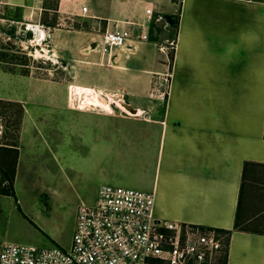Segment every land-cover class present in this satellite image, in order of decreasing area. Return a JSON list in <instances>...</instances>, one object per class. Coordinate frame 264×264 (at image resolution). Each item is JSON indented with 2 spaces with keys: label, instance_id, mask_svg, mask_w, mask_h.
Returning <instances> with one entry per match:
<instances>
[{
  "label": "crops",
  "instance_id": "1",
  "mask_svg": "<svg viewBox=\"0 0 264 264\" xmlns=\"http://www.w3.org/2000/svg\"><path fill=\"white\" fill-rule=\"evenodd\" d=\"M153 3L0 0L1 16L3 9L21 14L16 20H0L44 26L50 35V56L80 62L116 23L121 28L134 23L129 26L134 35L142 31L149 36L146 11L153 12ZM83 6L89 10L86 16L80 12ZM167 8L158 19L172 15L171 0ZM173 22L175 27L162 19L157 22L165 36L161 44L149 37L132 38V48L107 70L114 73L112 94L121 95L139 114L97 115L93 127L81 128L94 130L83 158L93 160L98 184L93 195L103 185L153 192L157 219L230 232L226 264H264V230L250 228L258 222L251 203L252 176L264 170V0H180ZM172 42L174 50L169 49ZM160 47L170 50V60ZM66 63L65 67L71 64ZM158 75V85L165 75L170 77L167 100L160 103L148 97L152 77ZM37 86L57 83L0 70V100L23 109L18 143L0 146V151L15 155L17 178L26 161L65 160L61 147L48 154L40 146L24 145L22 126L39 118L33 107L37 97L26 89ZM103 94L86 88L79 110L89 111L94 104L108 112ZM46 104L45 114L55 118L49 99ZM84 130L81 136L87 138ZM42 151L48 155L42 157Z\"/></svg>",
  "mask_w": 264,
  "mask_h": 264
},
{
  "label": "rangeland",
  "instance_id": "2",
  "mask_svg": "<svg viewBox=\"0 0 264 264\" xmlns=\"http://www.w3.org/2000/svg\"><path fill=\"white\" fill-rule=\"evenodd\" d=\"M153 1L154 10L148 25V37L161 44L165 36L160 24L162 21L157 23L161 20H158V15L168 13L170 0ZM179 1L171 0L172 20L177 17ZM2 12L0 18L9 20L19 19L21 15L14 9H3ZM5 19L0 20V70L28 79L57 83L56 87L37 86L26 89L37 97L36 105L33 107L36 109L34 115L39 118L25 121V125L22 126L24 145L26 149L40 146L41 149H46L48 154L52 153L51 149L61 147L65 160L26 161L19 169L17 178L15 155L0 151V247L4 243H16L68 249L74 230L76 209L80 204L91 203L95 199L93 193L98 186L93 176L92 158L88 156L83 159L94 130L83 129L88 131V137L83 138L81 128L88 125L93 127L97 115L136 117L122 107V99L118 94H112L115 90L112 88L114 73L107 71L114 60H120L123 53H116L110 57L108 53H102L99 49L98 53L94 52L95 47H92L86 55H82L80 62H77L78 59L71 60L63 56L54 58L48 52L50 43L47 39L41 45L43 50L35 47L37 51L34 59L28 56L29 53L33 54L34 48L30 46L26 48L19 42V33L24 30V26L9 23ZM25 37L30 38L31 34L27 33ZM36 41L39 45L40 40L37 36ZM166 45L168 46V43ZM160 49L161 47L159 48L161 52ZM165 52L170 60V50L166 48ZM69 60L71 64L65 67L63 64H68L66 62ZM157 77L160 76L152 77L153 87H150L148 95L154 100H157L156 89L159 82ZM81 84L90 87L80 86ZM86 88L94 90L96 94L104 92L103 95L106 97L104 103L108 112L100 111L94 104L89 106V111L79 110L80 99ZM48 99L52 105L50 113L55 111V118H49L45 114ZM125 104L130 106L127 101ZM22 114L21 105L0 100V146L18 143ZM47 153L42 151L40 155L43 157L48 155ZM253 174L255 194L254 197L251 195V203L253 201L252 206H255L253 210L256 215L258 214V222L250 224V228L264 230V170H256ZM246 187L247 184L244 191Z\"/></svg>",
  "mask_w": 264,
  "mask_h": 264
},
{
  "label": "built area",
  "instance_id": "3",
  "mask_svg": "<svg viewBox=\"0 0 264 264\" xmlns=\"http://www.w3.org/2000/svg\"><path fill=\"white\" fill-rule=\"evenodd\" d=\"M81 15H88L83 6ZM147 23L152 10L146 11ZM159 18L158 20H160ZM116 23L104 32L94 47L110 57L124 53L132 46V38L147 41L148 36L134 35L129 28ZM143 28V25H137ZM34 27V29L32 28ZM27 33L31 34L26 38ZM19 42L26 48L43 50L49 38L42 25H24ZM43 36L40 45L36 36ZM37 47V48H35ZM174 50V42L169 44ZM161 52L167 56L166 48ZM40 58V57H39ZM156 89L157 100L165 102L169 94V75H165ZM154 193L132 188L103 185L91 203L76 209L74 230L68 249L4 243L0 247V264H226L227 236L212 228L159 220L153 212Z\"/></svg>",
  "mask_w": 264,
  "mask_h": 264
},
{
  "label": "bare ground",
  "instance_id": "4",
  "mask_svg": "<svg viewBox=\"0 0 264 264\" xmlns=\"http://www.w3.org/2000/svg\"><path fill=\"white\" fill-rule=\"evenodd\" d=\"M33 29H34V27H32ZM37 39H39L40 41H43L44 40V38H43V36H42V34H41V36H37ZM40 41H39V45H40ZM37 51V50H36ZM40 52H43V51H40ZM120 97H121V99H122V101H121V105H122V107L127 111V112H129L130 114H132V115H137V112H135L136 114H134V112L132 113L126 106H125V104H124V102H123V97L121 96V95H119ZM102 99H104V100H106V97L104 96V95H102ZM126 114V113H125ZM126 115H128V114H126ZM130 116V115H129Z\"/></svg>",
  "mask_w": 264,
  "mask_h": 264
},
{
  "label": "water",
  "instance_id": "5",
  "mask_svg": "<svg viewBox=\"0 0 264 264\" xmlns=\"http://www.w3.org/2000/svg\"><path fill=\"white\" fill-rule=\"evenodd\" d=\"M163 21H165V23L172 27L173 25V20L170 16H167V15H163L160 17ZM126 106V105H125ZM132 113L134 112V114H136L135 112H137L136 110H133V109H130V107L126 106Z\"/></svg>",
  "mask_w": 264,
  "mask_h": 264
},
{
  "label": "trees",
  "instance_id": "6",
  "mask_svg": "<svg viewBox=\"0 0 264 264\" xmlns=\"http://www.w3.org/2000/svg\"><path fill=\"white\" fill-rule=\"evenodd\" d=\"M173 25L174 26H172V27H175L176 25H177V22H173ZM5 181H7V179H5ZM235 228H237V225H235ZM219 233H221V234H224V235H226L227 236V241H228V237H229V235H230V232H228V231H219V230H217Z\"/></svg>",
  "mask_w": 264,
  "mask_h": 264
}]
</instances>
